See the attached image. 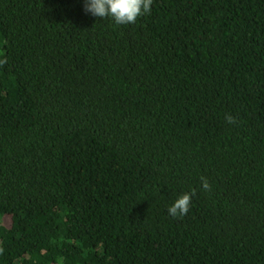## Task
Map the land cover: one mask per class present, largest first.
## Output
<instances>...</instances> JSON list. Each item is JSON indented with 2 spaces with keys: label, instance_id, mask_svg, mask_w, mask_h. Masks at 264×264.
Here are the masks:
<instances>
[{
  "label": "trees",
  "instance_id": "1",
  "mask_svg": "<svg viewBox=\"0 0 264 264\" xmlns=\"http://www.w3.org/2000/svg\"><path fill=\"white\" fill-rule=\"evenodd\" d=\"M5 57L0 264H264V0H0Z\"/></svg>",
  "mask_w": 264,
  "mask_h": 264
},
{
  "label": "clouds",
  "instance_id": "2",
  "mask_svg": "<svg viewBox=\"0 0 264 264\" xmlns=\"http://www.w3.org/2000/svg\"><path fill=\"white\" fill-rule=\"evenodd\" d=\"M153 0H84V11L97 18H111L116 25L134 24L138 17L150 14ZM7 63L6 57L0 59V66ZM227 123H235V118L226 114ZM201 184L204 190L210 191L211 186L205 177H201ZM184 193L180 195L167 209L168 214L173 218H182L187 215L191 204V196Z\"/></svg>",
  "mask_w": 264,
  "mask_h": 264
}]
</instances>
